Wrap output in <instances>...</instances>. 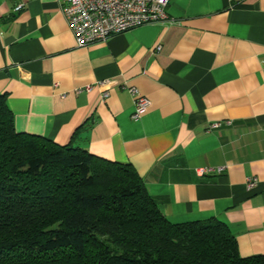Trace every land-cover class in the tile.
I'll return each mask as SVG.
<instances>
[{"label": "crops", "instance_id": "obj_1", "mask_svg": "<svg viewBox=\"0 0 264 264\" xmlns=\"http://www.w3.org/2000/svg\"><path fill=\"white\" fill-rule=\"evenodd\" d=\"M167 11L78 47L59 0H0V93L16 130L132 164L171 222L218 218L242 257H264V0ZM132 86L151 101L137 120Z\"/></svg>", "mask_w": 264, "mask_h": 264}, {"label": "trees", "instance_id": "obj_2", "mask_svg": "<svg viewBox=\"0 0 264 264\" xmlns=\"http://www.w3.org/2000/svg\"><path fill=\"white\" fill-rule=\"evenodd\" d=\"M0 264H264L218 218L171 222L130 163L16 130L0 93Z\"/></svg>", "mask_w": 264, "mask_h": 264}, {"label": "built area", "instance_id": "obj_3", "mask_svg": "<svg viewBox=\"0 0 264 264\" xmlns=\"http://www.w3.org/2000/svg\"><path fill=\"white\" fill-rule=\"evenodd\" d=\"M62 12L75 36L78 47H86L97 42L107 41L115 34L127 31L149 23L172 22L167 11L170 0H59ZM19 4L16 10L23 9ZM109 80L98 81L97 85L103 87ZM94 85H87L85 90L90 91ZM82 89H76V92ZM134 96L135 110L132 117L137 120L149 109L151 101L141 95L134 86L129 87ZM109 92L103 91L106 98ZM221 123H211L208 130L220 127ZM224 167L211 166L198 167L199 175L212 172H222ZM258 179L249 177L247 186L251 189L256 186Z\"/></svg>", "mask_w": 264, "mask_h": 264}]
</instances>
